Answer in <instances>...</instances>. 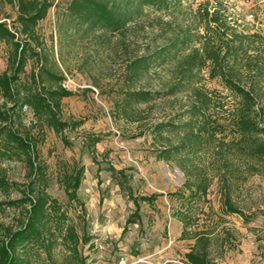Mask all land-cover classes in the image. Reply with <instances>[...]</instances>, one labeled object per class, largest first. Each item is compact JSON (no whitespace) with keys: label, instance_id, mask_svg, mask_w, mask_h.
Listing matches in <instances>:
<instances>
[{"label":"rangeland","instance_id":"rangeland-1","mask_svg":"<svg viewBox=\"0 0 264 264\" xmlns=\"http://www.w3.org/2000/svg\"><path fill=\"white\" fill-rule=\"evenodd\" d=\"M51 1L52 7L37 22L33 34L32 45L40 54L29 59L21 79L25 81L30 70L40 66L59 76V82L43 76V83L60 85L72 93L61 100L58 111L68 125L58 134L39 123L29 107L15 110L18 122L32 125L44 173L41 187L67 212V222L89 237L78 246L86 264H187L183 255L192 242L179 239L182 223L172 215L179 204L169 196L184 189L186 171L192 174L191 182L196 175L213 178L205 203H194L188 210L200 226L213 229L222 241V246L213 248L214 264H264V160L239 156V137L231 134L228 121H224L227 134L221 141L203 144L196 153L159 159V150L181 141L183 129L152 131L156 125L186 118L185 110L194 101L192 94L182 92L149 103L125 100L127 90H159L170 79V65L138 74L131 73L130 65L148 46L161 43L167 23L172 28L187 24L191 10L206 0H176L180 3L167 10L145 7L115 33L77 24L67 14L69 0ZM124 1L118 0L120 4ZM219 1L232 26L264 36V0ZM18 12L16 0H0V20L12 30L18 26ZM10 54L11 46L0 41V74L7 70ZM199 78L198 87L210 101L195 128L202 127L203 120L209 126L216 123L214 119L222 122L225 111L232 110L236 102L219 79L210 80L205 71ZM255 86L260 90L255 112L264 128V77ZM260 137L264 139V133ZM74 170L81 171L76 191L79 201H71L62 184L64 174ZM1 173L12 185L8 191L0 189V238L7 227L18 226L22 215V209L4 202L19 198L30 179L24 162L17 158L0 159ZM224 193L245 214H253L249 222L237 213H223ZM130 194L157 196L153 202L139 200L136 209ZM68 257L63 244L53 250L52 259L33 249L28 264H64Z\"/></svg>","mask_w":264,"mask_h":264},{"label":"trees","instance_id":"trees-1","mask_svg":"<svg viewBox=\"0 0 264 264\" xmlns=\"http://www.w3.org/2000/svg\"><path fill=\"white\" fill-rule=\"evenodd\" d=\"M16 1L19 12L15 19L18 24L15 30L0 20V41L11 46L7 70L0 74V94L3 98L0 105V159L22 160L30 179L20 190L19 198L4 202L8 207L22 209V215L17 227H7L2 233L0 264H28V253L33 249L35 254L40 251L52 259L53 250L62 244L67 247L69 255V260L65 258L64 264H86L85 259L78 254V246L87 243L89 237L84 232L80 234L76 226L67 222V212L41 187L44 173L38 163L32 125L18 122L20 116L17 109L26 106L32 110L39 123L58 134L68 125L58 111L61 100L72 93L60 85L53 87L43 83V76L56 82L61 80L59 76L40 66L38 69L32 68L25 81L21 79L29 59L37 58L40 54L32 45L33 34L37 22L46 16L53 1ZM176 2L180 3L176 0H125L124 4L118 0H69L66 11L77 24L115 33L140 16L145 7L167 10ZM190 15L191 21L177 28H172L171 22L167 23L161 43L152 48L148 46L146 52L130 65L133 74L141 71L148 73L150 70L157 72L159 69H168L170 65V79L159 90H127L124 93L125 100L149 103L182 92L192 94L194 101L185 110L186 118L175 123L156 125L152 131V134H160L164 129H183L181 141L159 150V159L168 161L190 152L196 153L203 149V144L221 141V137L227 134L228 126L231 134L239 137L242 150L239 156L264 160V139L260 137L264 128H261L259 115L256 116L255 112L260 97V90L255 84L259 78L264 77V36L232 26L219 0L214 3L206 0L198 4ZM203 71L210 80L219 79L233 94L236 102L232 110L225 111L222 122L214 119L216 123L209 126L203 120L202 127L195 128L196 121L205 117L204 108L210 101L207 93L198 87ZM7 103L11 106L7 107ZM206 118L207 121L212 119L211 116ZM224 121H228L227 126ZM186 175L184 189L169 194L179 204L178 209L172 210V215L182 223L179 239L192 242L183 259L187 264H214L216 258L213 248L222 246V241L213 229L200 226L188 210L194 203H205L213 178L205 176L200 179L196 175L191 182L192 174L186 171ZM124 178L126 181L127 177ZM80 180L81 171L75 170L65 173L62 178L65 192L71 201H79L76 191ZM11 185L1 173L0 189L8 191ZM156 196L136 198L130 194L136 209L140 206L139 200L153 202ZM221 199L224 214L237 213L244 222L251 220L253 214L247 215L237 208L228 194L224 193Z\"/></svg>","mask_w":264,"mask_h":264},{"label":"built area","instance_id":"built-area-1","mask_svg":"<svg viewBox=\"0 0 264 264\" xmlns=\"http://www.w3.org/2000/svg\"><path fill=\"white\" fill-rule=\"evenodd\" d=\"M63 87H65V84H62Z\"/></svg>","mask_w":264,"mask_h":264}]
</instances>
